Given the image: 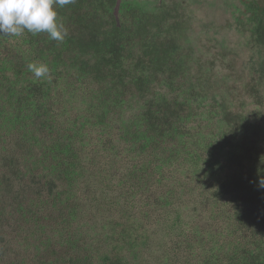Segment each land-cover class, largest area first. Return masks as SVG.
<instances>
[{
	"label": "trees",
	"instance_id": "trees-1",
	"mask_svg": "<svg viewBox=\"0 0 264 264\" xmlns=\"http://www.w3.org/2000/svg\"><path fill=\"white\" fill-rule=\"evenodd\" d=\"M115 6L0 36V264H264V116L212 94L168 9Z\"/></svg>",
	"mask_w": 264,
	"mask_h": 264
},
{
	"label": "rangeland",
	"instance_id": "rangeland-1",
	"mask_svg": "<svg viewBox=\"0 0 264 264\" xmlns=\"http://www.w3.org/2000/svg\"><path fill=\"white\" fill-rule=\"evenodd\" d=\"M256 5L264 13V0H116L114 11L117 15L124 6L146 13L168 9L184 22L178 35L180 49L191 57L193 66L202 64L201 78L210 80L212 94L234 109L244 104L245 111L260 110L264 116V105L258 109L250 96L254 81L264 101L260 71L264 52L255 46L249 22L250 8ZM197 71L193 67V73ZM159 255L154 252V257Z\"/></svg>",
	"mask_w": 264,
	"mask_h": 264
},
{
	"label": "clouds",
	"instance_id": "clouds-1",
	"mask_svg": "<svg viewBox=\"0 0 264 264\" xmlns=\"http://www.w3.org/2000/svg\"><path fill=\"white\" fill-rule=\"evenodd\" d=\"M74 0H0V36L20 37L25 31L33 35L46 32L51 40L63 41L67 30L58 22L54 5L63 8ZM28 71L37 78H49L47 64L32 62ZM264 187V178L259 181Z\"/></svg>",
	"mask_w": 264,
	"mask_h": 264
}]
</instances>
